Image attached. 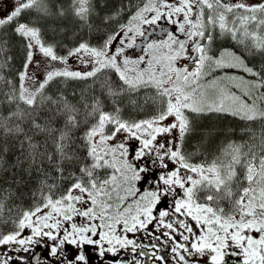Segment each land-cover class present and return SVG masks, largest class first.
<instances>
[{
	"label": "snow or ice",
	"instance_id": "1",
	"mask_svg": "<svg viewBox=\"0 0 264 264\" xmlns=\"http://www.w3.org/2000/svg\"><path fill=\"white\" fill-rule=\"evenodd\" d=\"M0 264H264V0H0Z\"/></svg>",
	"mask_w": 264,
	"mask_h": 264
},
{
	"label": "trees",
	"instance_id": "2",
	"mask_svg": "<svg viewBox=\"0 0 264 264\" xmlns=\"http://www.w3.org/2000/svg\"><path fill=\"white\" fill-rule=\"evenodd\" d=\"M236 123H241V122H234L231 118H227V119H224L222 121V125H221V126H223L225 128L226 131L229 130V129H233V128L235 129L237 135L235 137H232L233 139H238L239 138V134H240L239 133V128L236 127ZM223 142H224V138L221 137L217 141V144H221Z\"/></svg>",
	"mask_w": 264,
	"mask_h": 264
},
{
	"label": "flooded vegetation",
	"instance_id": "3",
	"mask_svg": "<svg viewBox=\"0 0 264 264\" xmlns=\"http://www.w3.org/2000/svg\"><path fill=\"white\" fill-rule=\"evenodd\" d=\"M225 207H227V205H225Z\"/></svg>",
	"mask_w": 264,
	"mask_h": 264
}]
</instances>
